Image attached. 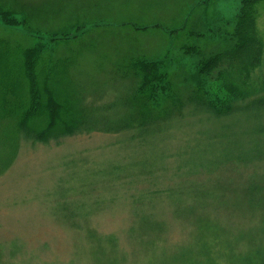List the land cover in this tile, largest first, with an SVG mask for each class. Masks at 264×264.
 <instances>
[{"label":"rangeland","instance_id":"1","mask_svg":"<svg viewBox=\"0 0 264 264\" xmlns=\"http://www.w3.org/2000/svg\"><path fill=\"white\" fill-rule=\"evenodd\" d=\"M12 1L0 0V38L4 17L24 20L5 16ZM21 2L52 13L39 49L76 54L69 81L89 123L46 142L2 136L0 123V264H264V57L232 107L222 68L212 74L207 96L225 116L187 104L167 120L139 114L116 68L146 56L193 71L242 0ZM257 25L263 35V12Z\"/></svg>","mask_w":264,"mask_h":264},{"label":"trees","instance_id":"2","mask_svg":"<svg viewBox=\"0 0 264 264\" xmlns=\"http://www.w3.org/2000/svg\"><path fill=\"white\" fill-rule=\"evenodd\" d=\"M12 2V11L5 16L22 14L24 20L21 26L4 17L5 24L1 27L5 34L0 38V123L6 125L1 135L15 138L23 134L35 141L46 142L85 128L89 123L86 108L69 81V69L76 54L63 49L64 53L58 56L39 49L34 44V36L56 34L44 30L41 24L52 13L21 0ZM49 6L57 9L55 3ZM61 11L63 8L54 14ZM260 12L264 14V0H242L233 20L221 23L216 30L220 51L205 54L202 48H196L197 60L191 64L193 71L189 73L183 71L178 59H173L177 62L175 68L164 64L163 60L150 61L146 56L122 60L121 65L116 66L117 71L121 78L135 83L125 105L139 114H154L161 120L169 119L186 104L217 116L228 115L224 103L208 98L207 84L221 67L217 75L227 107L248 98L249 75L261 66L264 57V34L259 32L257 25ZM15 34L17 38L10 41V36ZM60 34L66 37L63 42H67L68 30ZM179 51L191 55L190 48H179ZM257 105L261 107L262 100H258Z\"/></svg>","mask_w":264,"mask_h":264}]
</instances>
